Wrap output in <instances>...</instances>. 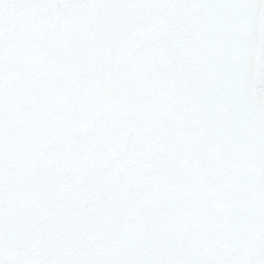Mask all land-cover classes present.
Segmentation results:
<instances>
[{"label": "snow or ice", "instance_id": "snow-or-ice-1", "mask_svg": "<svg viewBox=\"0 0 264 264\" xmlns=\"http://www.w3.org/2000/svg\"><path fill=\"white\" fill-rule=\"evenodd\" d=\"M0 264H264V0H0Z\"/></svg>", "mask_w": 264, "mask_h": 264}]
</instances>
